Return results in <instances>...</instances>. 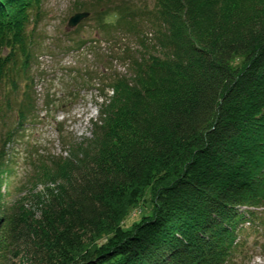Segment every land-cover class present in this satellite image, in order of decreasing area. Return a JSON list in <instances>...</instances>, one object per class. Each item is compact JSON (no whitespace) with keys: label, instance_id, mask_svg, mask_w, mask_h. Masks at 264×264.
<instances>
[{"label":"trees","instance_id":"obj_1","mask_svg":"<svg viewBox=\"0 0 264 264\" xmlns=\"http://www.w3.org/2000/svg\"><path fill=\"white\" fill-rule=\"evenodd\" d=\"M43 2L0 0V264H236L264 237V0H155L140 13L77 2L106 41L123 28L137 46L94 52L127 72L85 70L104 96L99 118L66 157L30 161L53 184L36 215L3 186L36 112L30 27Z\"/></svg>","mask_w":264,"mask_h":264},{"label":"rangeland","instance_id":"obj_2","mask_svg":"<svg viewBox=\"0 0 264 264\" xmlns=\"http://www.w3.org/2000/svg\"><path fill=\"white\" fill-rule=\"evenodd\" d=\"M79 1L90 3L93 0H44L39 22L30 27L36 43L29 74L34 78L31 86L32 95L36 99V112L19 129L9 146L14 172L3 187L8 190L6 201L11 207L21 203L24 207L31 208L36 215L40 213L36 194L46 192L47 186L53 184L47 180L42 181L35 174L30 161L42 155L66 157L71 144L91 137L93 123L99 118L104 96L94 87L95 79L90 78L85 83V70L92 69V76L99 71L104 73L112 71L111 69L127 72L128 67L123 61L107 62L102 59L100 62L95 58L94 52H100L109 60L108 56L118 55L124 47L137 46L135 39L123 28L119 30L116 39L106 41L92 8L86 10L89 12L87 17L75 27H70L69 18L77 11H84L75 9ZM115 2L132 3L138 13L155 5V0ZM117 17V14H110L106 20L115 22ZM82 41L88 42L81 46ZM24 84L25 82H21L19 85L20 94L24 90ZM11 119L13 122L10 126L13 127L15 119ZM1 129L5 131L3 123L0 122V133ZM67 135L69 137L65 139ZM139 216V209H135L124 224L130 225ZM263 238L252 237L247 248L237 258L236 264H247L251 255L254 257L248 264H264V245H260L264 242ZM14 261L16 260L13 259L11 264H17Z\"/></svg>","mask_w":264,"mask_h":264},{"label":"water","instance_id":"obj_3","mask_svg":"<svg viewBox=\"0 0 264 264\" xmlns=\"http://www.w3.org/2000/svg\"><path fill=\"white\" fill-rule=\"evenodd\" d=\"M89 15L88 11H79L75 12L68 21V25L70 27H75L83 18L87 17Z\"/></svg>","mask_w":264,"mask_h":264},{"label":"bare ground","instance_id":"obj_4","mask_svg":"<svg viewBox=\"0 0 264 264\" xmlns=\"http://www.w3.org/2000/svg\"><path fill=\"white\" fill-rule=\"evenodd\" d=\"M127 47H128V46H127ZM127 47H126V48H127Z\"/></svg>","mask_w":264,"mask_h":264}]
</instances>
